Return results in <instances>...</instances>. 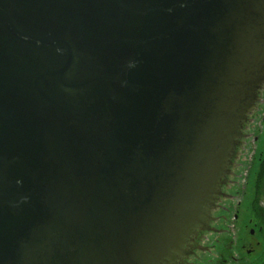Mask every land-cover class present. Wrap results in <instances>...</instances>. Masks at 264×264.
I'll list each match as a JSON object with an SVG mask.
<instances>
[{
	"label": "water",
	"instance_id": "obj_1",
	"mask_svg": "<svg viewBox=\"0 0 264 264\" xmlns=\"http://www.w3.org/2000/svg\"><path fill=\"white\" fill-rule=\"evenodd\" d=\"M263 88L264 0H0V264L181 252Z\"/></svg>",
	"mask_w": 264,
	"mask_h": 264
},
{
	"label": "rangeland",
	"instance_id": "obj_2",
	"mask_svg": "<svg viewBox=\"0 0 264 264\" xmlns=\"http://www.w3.org/2000/svg\"><path fill=\"white\" fill-rule=\"evenodd\" d=\"M260 97L261 102L257 104V109L253 111L248 122L242 145L228 180L229 185L226 186L223 191L226 197L219 198L218 201L219 205L227 207L232 206L233 212L229 215L230 220L219 222L218 225L214 224L215 226L211 224L210 226H214L218 233L216 232L213 235L206 233L199 243L202 247H209L207 253L198 254L200 258L203 259V264H206L205 261L208 262L209 259H216L219 257L220 251L225 259H227L226 264L241 263V261L238 260L233 261L232 256L235 258H243L244 261L242 264H255V262H257V256L264 250V243H262L254 256L248 259L246 257V252L241 249V245L244 244H246V250L251 248L243 239L245 231L242 230L241 223L243 220V213L245 214L246 210L249 211L250 203L253 202L255 197L254 180L256 177L257 157L259 155L258 152L264 149V88ZM262 202L264 204V196ZM239 204H241L240 218L238 222H235L233 217ZM221 214H223V212H221ZM214 217H216V212ZM220 230H222V232ZM222 238H225L224 247L217 253L214 251L212 245L215 243V240H222ZM189 261L193 262L195 260L191 258Z\"/></svg>",
	"mask_w": 264,
	"mask_h": 264
},
{
	"label": "flooded vegetation",
	"instance_id": "obj_3",
	"mask_svg": "<svg viewBox=\"0 0 264 264\" xmlns=\"http://www.w3.org/2000/svg\"><path fill=\"white\" fill-rule=\"evenodd\" d=\"M261 151V150H260ZM258 152L257 157V165H256V177L254 180V200L250 203V209L249 211L246 210L245 214L243 213V220L241 223L242 230L244 232V241L247 242L248 246L251 247L250 249L246 250V244L241 245L242 251L246 252V257L252 258L254 254L259 250L262 243H264V204L262 202L263 200V194L260 193L261 185H260V177H261V170L262 165H264V149L261 152ZM229 185V182H224L222 180L220 184V192L221 196L217 198H225L226 194H224L221 190L226 188V186ZM216 198V199H217ZM215 199V200H216ZM240 207L241 204L238 205V208L234 214V220L235 222L239 221L240 218ZM213 212H216V217H212L211 214ZM223 212V214H221ZM233 212L232 206H222L219 204H215L214 202V208L209 213V219L207 223V229H197L195 233L187 240L185 245L182 248L181 252H171V257H163L157 264H203V259L200 258L198 254H204L207 253L209 250V247H202L199 242L201 241L199 237V233H208L210 235L215 234L216 228L215 225H218L219 222H223L225 220H230L229 215ZM247 217H246V216ZM210 224H215L214 226H210ZM219 230V229H218ZM222 232V230H220ZM225 231V230H224ZM198 234V235H197ZM203 235L202 237H204ZM225 238H222V240H215V243L212 245L215 252L219 253V250L223 248V244L225 243ZM241 242V241H240ZM227 252V251H226ZM191 258H194L195 261L190 262L189 260ZM233 261H241L240 264L244 261L243 258H235L233 257ZM206 264H226L227 259H225L224 255L221 254L216 259H209L208 262L205 261ZM255 264H264V250L257 256V262Z\"/></svg>",
	"mask_w": 264,
	"mask_h": 264
},
{
	"label": "trees",
	"instance_id": "obj_4",
	"mask_svg": "<svg viewBox=\"0 0 264 264\" xmlns=\"http://www.w3.org/2000/svg\"><path fill=\"white\" fill-rule=\"evenodd\" d=\"M260 193H262L264 195V165H262V170H261V177H260Z\"/></svg>",
	"mask_w": 264,
	"mask_h": 264
}]
</instances>
